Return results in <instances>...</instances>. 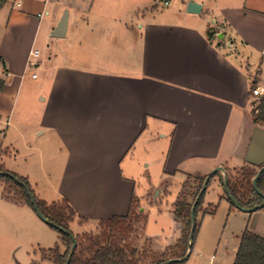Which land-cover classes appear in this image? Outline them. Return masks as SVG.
<instances>
[{
  "label": "crops",
  "instance_id": "0c3cea01",
  "mask_svg": "<svg viewBox=\"0 0 264 264\" xmlns=\"http://www.w3.org/2000/svg\"><path fill=\"white\" fill-rule=\"evenodd\" d=\"M50 1L0 0L1 163L26 177L40 199L67 200L76 212L70 228L77 235L81 232L72 225L92 232L101 221L127 215L133 200L141 204L133 174L140 160L125 162L141 142L142 148L153 151L162 181L158 191L150 187L144 196L148 207L160 213L159 229L148 233L144 207L143 236L157 256L180 253L183 220L175 213L176 201L186 196L194 204L200 178L219 166L227 176L264 166V124L253 120L264 96V0H195L202 4L198 14L187 12L190 0L161 13L145 6L147 2L124 9L110 0H100L95 7V0H76L74 23L68 4L59 0L49 10ZM6 3L10 7L3 11ZM66 8L67 33L54 37L51 32ZM43 28L47 45L51 39L61 40L63 46H73V52L51 57L40 51L35 79L41 75L37 86L43 96L32 141L24 115L11 121L30 51ZM253 81L254 88L263 89L262 96L253 94ZM12 127L26 149L39 152L32 154L28 172L12 170L2 160L3 141ZM217 172L212 179L222 185L224 172ZM4 188L0 180V220L4 216L11 227L0 225V240L22 237L27 227L46 250L43 260L54 264L49 254L62 241L61 234L30 205L6 198ZM219 196L230 203L225 193ZM153 199L159 200L158 206ZM212 206L203 202L189 257L174 264L234 263L239 242L226 247L219 261L201 246L207 235L198 245L202 220L217 208L214 213L204 210ZM243 211L248 213L245 229L264 236V209ZM235 238L239 241L238 234ZM66 249L63 243L59 252ZM8 250L0 246V254Z\"/></svg>",
  "mask_w": 264,
  "mask_h": 264
},
{
  "label": "rangeland",
  "instance_id": "374dc122",
  "mask_svg": "<svg viewBox=\"0 0 264 264\" xmlns=\"http://www.w3.org/2000/svg\"><path fill=\"white\" fill-rule=\"evenodd\" d=\"M57 1L59 0H51L48 9L51 10V8L54 7V3H56ZM61 1L65 2V4H68L67 6L71 7V13H70L71 23H74V19L76 18L75 15L77 14V12L73 7V4L76 0H61ZM98 1L100 0H95L94 7L98 3ZM110 1H112L115 4L116 3L119 4L124 9L133 8L136 4H137L136 7L139 8L141 5L138 4L147 2L148 5L145 6H149V7L153 6L154 11H156V13L167 11L168 9L173 8L175 5H178L181 2L180 0H171L170 4L165 5L163 0H110ZM7 7H10L9 3L5 4L3 11H6ZM122 7H120V9ZM80 12H81L80 14L78 13L79 15L86 14L84 13V11H80ZM213 20L214 19L210 20L211 25H215ZM136 22L137 21H131V23H133L134 25H136ZM35 43H36L35 47L37 49H39L43 53H47L48 56L50 55L51 57H53L54 54H57L58 52H60L61 55L65 53L66 55L67 54L71 55L73 52V48H72L73 46H71V48H67L66 46H63L61 44V40L51 39V41L47 45L45 41L44 28L40 32L39 38L36 40ZM33 71L34 69L30 68L28 70L27 75L25 76V81L20 92L19 105L16 107L14 111V116L11 122H13L14 124L15 122H17L18 118L24 115L26 120L30 121L29 123L31 124V126H29L30 129L28 130L30 132V135L27 138L29 140L35 141L33 138V130L35 127L32 126L33 123L37 121V117L39 114L38 107L42 102L43 95L42 93H40L41 90L37 86L41 80V75L40 78L36 80L32 76ZM18 138H20L18 133H16L12 127V131L8 132V137L6 138L7 140L3 141L4 152L2 155V160L6 164V166L8 168H12V170H16L17 172L20 173L28 172V169L33 168V164H32L33 157L39 156V152L26 149L22 145V143L18 140ZM10 139H12L14 143H10L11 142ZM37 141H38L37 143H39V147L43 146L44 148V142L42 141V139H39ZM140 143L141 142H139V145L136 147V149L127 156L125 162L130 161L131 159L135 161L140 160V165L135 167V171L133 174L135 175V181H136V195L141 204L135 202L134 209L137 211L138 207H141L140 209H143L144 207L146 208V211L149 214L147 231L148 233H151V230L159 229L161 216L160 213H158V211L156 210L157 208L152 206L148 207L144 196L146 193H148L150 187L155 188L154 193L159 190L158 187L162 182L159 180L161 167L154 166L153 151H151L150 149L146 150L142 148ZM33 153L35 156L32 155ZM147 162L151 163L150 167L146 165ZM241 171H243V169H241ZM174 188H175V183L173 181L170 185V190L173 191ZM224 193L225 190L223 186L217 180L212 179L208 185V189L205 192L204 202L206 204L212 203L213 205L212 207H215V205L218 206L216 207L217 210L214 215L206 216L202 220V225H203L202 232L200 234V237L198 238V245H201L200 243L203 242L202 239L203 235L205 237L207 235L206 240L202 243L201 246H203L204 250L208 252L207 254H213L217 256V261L221 260L226 247L230 248L231 243L233 242L240 243V237L242 235L241 232L246 228L247 218H248V213L243 210H240V208L238 207H234L233 210H231V212L229 211L231 207L230 203L225 198L223 200H220L219 195H222ZM151 196L152 193L150 194V197ZM153 201L155 206H158L159 200L157 201L153 199ZM1 218H2L0 220L1 228L4 229L5 227H11V225L8 224L4 216H2ZM200 220H201V215H199L198 218L199 221L198 225L200 224ZM16 223L18 226V222ZM72 228L73 230H75V232H81L77 234L79 235L78 238L79 240L82 239L83 235L99 233L102 230L101 226L100 227L98 226L97 228L93 229L92 232L89 231L82 232L83 230L75 225H72ZM25 229L26 232H24V235L22 237L16 239H11V238L9 239L7 237H4L5 239L1 238L0 246L3 247L4 249L9 248L7 253L3 252L0 254V261L2 264H34V262H39V261L41 262L45 261L43 262V264H47V261L43 260V256H44L43 253L46 250H44L43 249L44 247L39 244L38 236L33 231L31 230L29 231L27 227ZM123 232H125L123 233V236L128 237L127 240L131 242L133 246H137L140 255H142L144 248L149 247L148 240L145 239L143 236L142 223L131 224V227L128 226ZM237 234L239 235L238 238L239 241L235 238ZM58 245L60 248L63 247V242L61 240L57 241V243L54 244L53 246L55 248Z\"/></svg>",
  "mask_w": 264,
  "mask_h": 264
},
{
  "label": "trees",
  "instance_id": "16d2710c",
  "mask_svg": "<svg viewBox=\"0 0 264 264\" xmlns=\"http://www.w3.org/2000/svg\"><path fill=\"white\" fill-rule=\"evenodd\" d=\"M209 34L212 35L211 32H209ZM255 84L256 82L253 81V89ZM3 86L4 81L0 79V91ZM259 101L257 105L259 112L255 113L254 111L253 120L256 123L264 124V96H262ZM257 173L258 170L255 168H246L236 175H228V191L224 185V179L221 178L225 196L230 201L231 206L236 207L237 203L249 212L264 209V206L262 208L258 207V205L264 202V196L253 186V178ZM216 174L219 173L217 172ZM206 177L207 176H202L200 178V184L193 193L194 200L200 195ZM0 180L5 184L4 196L6 198L16 202L26 203L34 208L29 192L34 195L40 212L45 218L56 225L49 224L61 234L62 242L67 247L65 253L61 254L59 252V247L56 246L50 250L49 256L54 264H66L73 244V238L70 234L73 233V231L70 228V222L76 215L75 210L69 205L68 201L62 200L60 202L48 203L40 199L26 177L7 169L1 161ZM257 187L259 191L264 193V170L257 180ZM205 192L206 190L200 195L199 201L196 204V217L198 213L203 210L202 205ZM229 194L233 197L234 201L229 198ZM135 202L136 201L133 200L127 215L115 216L108 220L101 221L99 227L101 226L102 230L99 233L83 235L81 240L78 239L79 235H75L78 244L68 264H161L168 261L171 257L184 258L188 252L189 246L191 245V247H193L198 229L197 222L193 237L190 239L192 228L191 209L193 202L190 203L185 196L180 197L175 203V213L179 219L183 220V237L181 239V252L175 253L171 257H167L166 252L157 256L153 253L150 245L144 248L142 255H140L137 246H133V244L127 240L128 237L123 236V233H125L123 231L128 226L131 227V224L142 223V230L144 228L147 214L141 210L140 207H138L136 211L134 209ZM216 207L217 205L210 210L205 209L204 212L214 213ZM59 227L66 229L70 233L62 232ZM233 264H264V236L248 229L244 230L240 237L239 247Z\"/></svg>",
  "mask_w": 264,
  "mask_h": 264
},
{
  "label": "water",
  "instance_id": "95a60500",
  "mask_svg": "<svg viewBox=\"0 0 264 264\" xmlns=\"http://www.w3.org/2000/svg\"><path fill=\"white\" fill-rule=\"evenodd\" d=\"M187 12L189 13H195V14H198L202 11V4L201 3H198L197 1L195 0H190L188 1L187 3ZM68 22H69V9H65L58 24L55 26V28L53 29V31L51 32V35L54 36V37H64L67 33V28H68ZM223 34L220 33L219 34V37L220 38H223ZM223 171L224 172V185L228 191V177H227V174L225 172V169L223 166H219L217 168H215L207 177H206V180L202 186V189H201V192H200V195L206 190V187H207V184L209 183L210 179L213 177V175L217 172V171ZM264 170V166L262 168H260L258 170V173L257 175L253 178V186L254 188L264 196V193L259 191L258 187H257V180L260 176V174L262 173V171ZM19 181V180H18ZM21 184H23L21 181H19ZM200 195L196 198L193 206H192V209H191V219H192V228H191V233H190V239L193 237V233L195 231V228H196V224H197V219H196V215H195V208H196V204L197 202L199 201V198H200ZM29 196L31 198V201L33 203V206H34V210L36 211L37 215L43 220L45 221L46 223L48 224H51V225H54L56 226L54 223L50 222L47 218L44 217V215L40 212L38 206H37V203H36V199L34 197V195L29 192ZM229 198L234 201L233 197L229 194ZM264 206V202L260 205H258L259 208H262ZM236 207L240 208V209H245V208H242L241 206H239L237 203H236ZM246 210V209H245ZM59 229L62 231V232H65V233H70L69 231H67L66 229L64 228H61L59 227ZM72 238H73V244H72V247H71V250H70V254H69V257L67 259V262L66 264L69 263L70 261V258L71 256L73 255L74 251H75V248L77 247V244H78V241H77V238L76 236L73 234V233H70ZM191 245L189 246V249H188V252L186 254V256L184 258H171L169 259L168 261L164 262V263H161V264H172V263H176V262H181L182 260L184 259H187L189 257V254L191 252Z\"/></svg>",
  "mask_w": 264,
  "mask_h": 264
},
{
  "label": "built area",
  "instance_id": "2783aa9c",
  "mask_svg": "<svg viewBox=\"0 0 264 264\" xmlns=\"http://www.w3.org/2000/svg\"><path fill=\"white\" fill-rule=\"evenodd\" d=\"M163 2L165 3V5H168L170 0H163ZM40 55H41V52L39 49H37V48L32 49L30 51L29 59L27 62V68L28 69H30V68L34 69L33 74H32V76L34 78H37V76H38V69L40 67V61H39ZM253 94L256 96H262L263 95V89L260 87H256L253 89ZM254 111H255V113H258L259 109L256 107L254 109Z\"/></svg>",
  "mask_w": 264,
  "mask_h": 264
}]
</instances>
